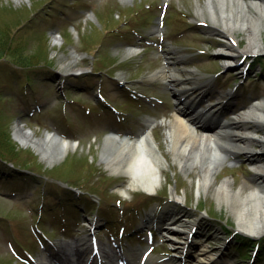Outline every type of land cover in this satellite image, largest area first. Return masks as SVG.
<instances>
[{
    "label": "rangeland",
    "instance_id": "1",
    "mask_svg": "<svg viewBox=\"0 0 264 264\" xmlns=\"http://www.w3.org/2000/svg\"><path fill=\"white\" fill-rule=\"evenodd\" d=\"M207 2L0 0V30L13 35L11 45L18 47L14 56L4 60L30 58L26 68L40 71L30 75L23 71L13 74L11 67L0 71V134L14 137L18 122L36 137L48 131L77 142L57 164L42 161L15 138L16 164L0 157V264H37L43 254L55 249L45 243L40 246L36 235L41 241V233L58 249L63 243L85 238L82 261L88 254L89 239L95 237L104 247L122 250L127 259L150 247L147 255L156 264H193L201 251L206 256L219 255L215 264H262L257 258L260 248L251 260L253 245H237L238 236L252 239L251 243L257 238L237 228L234 211L217 200L215 190L224 180L233 190L241 188L243 194L264 184L250 166L253 159L264 162V153L228 157L209 187L198 191L199 167H181L172 157L166 133L173 113L187 103L194 102L205 117L213 111L223 121L238 108L264 98V50L244 54L241 50L247 39L242 31L234 30L237 45L223 37L218 3L212 2L211 9ZM226 5L227 9L232 6L230 2ZM233 6L237 8L236 2ZM249 8L255 12L254 7ZM213 11L217 20L212 18ZM145 14L148 20L143 19ZM115 29L126 34L136 30L130 37L139 52L129 55L132 45L125 43L124 36L115 38L119 33H113ZM261 34L264 44L263 30ZM221 46L236 49L234 62L221 60ZM163 67L174 70L179 80L167 83L155 77ZM43 68L52 73L41 71ZM29 81L31 88L24 92ZM63 90L66 100L57 92ZM210 103L214 110L208 111ZM150 117L157 121L152 138L166 160L160 168V183L152 193L128 189L123 195L120 189L126 187L127 178L105 169L100 161L101 145L112 131L133 139ZM255 131L258 141L250 142L249 147L264 150V122ZM30 170L39 172V177L33 180ZM16 174L23 180L12 177ZM70 190L82 197L75 213L69 207L73 203ZM175 194L181 200H175ZM61 208L64 212L58 213ZM63 217L68 224L61 229L58 223ZM169 218L182 231L176 240L188 238L185 246H172L162 232ZM260 238L264 240V236ZM190 243L193 247L187 252Z\"/></svg>",
    "mask_w": 264,
    "mask_h": 264
},
{
    "label": "bare ground",
    "instance_id": "2",
    "mask_svg": "<svg viewBox=\"0 0 264 264\" xmlns=\"http://www.w3.org/2000/svg\"><path fill=\"white\" fill-rule=\"evenodd\" d=\"M214 1L218 3V15L223 22V30L220 31L223 37L231 39L237 45L233 34L234 30L242 31L246 34L247 39L246 46L241 50L244 54L255 55L263 51L261 30L264 31V0H247L249 2L245 0H208L207 5L211 9H214L212 3ZM227 2L232 5L230 9H227ZM235 2L237 8L233 6ZM249 5L254 7L255 12L250 11ZM212 18L217 20L214 11ZM138 51L137 49H128V54L135 55ZM218 54L225 63L234 62L237 55L236 49L228 46H221ZM166 74H169L168 77ZM157 76L168 83L179 80L176 72L168 70L167 67L157 71L155 77ZM209 106L208 111L214 110V105L210 103ZM213 113L211 111L209 114L210 120L217 119ZM202 119L198 115H193V112H188L187 108L180 109L173 113V120L166 129L172 157L177 159L185 170L199 167L198 191L209 187L214 180L215 172L227 161L228 157L237 155L253 157L264 153V150L256 151L249 147L250 142L258 141L255 129H259L264 122V100H257L249 106L234 111L230 119L223 121L224 123L207 122ZM153 125V121L147 120L146 129L137 138L125 140L107 137L101 145L100 161L104 164L105 169L110 174L127 178L126 187L120 189L123 195L128 194V189H140L146 193H152L156 191V186L160 183V168L166 160L152 138ZM14 134L20 145L31 147L47 164L57 163L69 151L76 148V144L65 139L57 140L54 137L55 133L52 136L44 134L42 137H36L20 125L16 126ZM250 166L258 178L264 179V162L253 159L250 161ZM215 195L218 201L225 202L234 211L237 228L240 231L253 238L264 236V184H258L249 193L243 194L241 188L233 190L229 181L224 180L216 187ZM174 198L181 200L176 194ZM148 219H151V216ZM174 225H176L175 221L173 222V219L169 218L161 230L169 237V243L172 246L176 247L180 244L183 247L188 238L183 242L177 241V235L182 231L175 228ZM85 245V238L76 242L64 243L58 251L49 252L50 256L42 255L38 264H56L54 259L61 260L59 262L62 264H82V252ZM192 247L193 244H188L187 252ZM201 252L197 253L198 264H215V256H206ZM131 257L133 258L130 262L134 264H142L145 261V264H156L150 262V258L146 254L139 255L136 259L135 256ZM102 261L107 264L120 262L113 259L112 256L104 257Z\"/></svg>",
    "mask_w": 264,
    "mask_h": 264
},
{
    "label": "trees",
    "instance_id": "3",
    "mask_svg": "<svg viewBox=\"0 0 264 264\" xmlns=\"http://www.w3.org/2000/svg\"><path fill=\"white\" fill-rule=\"evenodd\" d=\"M14 39H15V37L13 35H10V34L7 35V31L5 29L0 30V71H1V73L4 72L3 70H5V69H3V67H8V68L11 67L12 68L11 73H13V74L20 72V71H23V72L27 73L28 75H30L32 73L38 74L40 72L39 69L26 68L27 65L30 64V60H31L30 58L13 57L15 59H13L14 61H12V62H8V61L4 60V59L12 57L16 54V50L18 49V47L12 46ZM40 70L45 71L47 73H52L50 71V69L43 68ZM11 73L9 74V76H12ZM51 75H50V77H51ZM15 78L16 77H14V75H13V79H15ZM0 113H1V111H0ZM0 157H2L4 159L9 158V160L12 161V164H16L15 161H13V160H16L19 158L17 147L12 142V138L10 137V135L7 134L6 132L0 134ZM23 160L24 159H22V161ZM26 162L27 161H25L24 166H27L28 163H26ZM15 166H13V167H15ZM35 166L37 167L38 164L35 163L34 167ZM30 171H32V172H30ZM30 171H28L30 174L29 176L33 180H35L39 177V176H37L39 174V172H34V170H30ZM237 240H238V243H240L242 245L252 244L249 239L241 237V236H238ZM263 250H264V248H263Z\"/></svg>",
    "mask_w": 264,
    "mask_h": 264
},
{
    "label": "water",
    "instance_id": "4",
    "mask_svg": "<svg viewBox=\"0 0 264 264\" xmlns=\"http://www.w3.org/2000/svg\"><path fill=\"white\" fill-rule=\"evenodd\" d=\"M13 138H15V134H14V137ZM107 138V137H106ZM16 139V138H15ZM17 140V139H16ZM58 140V139H57ZM105 141V140H104ZM63 159V158H62ZM60 161V160H59ZM58 162V161H57Z\"/></svg>",
    "mask_w": 264,
    "mask_h": 264
}]
</instances>
